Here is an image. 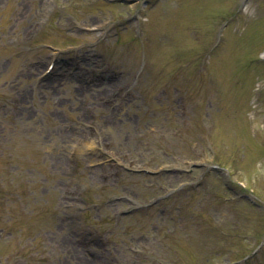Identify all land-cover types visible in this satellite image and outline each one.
<instances>
[{
    "label": "rangeland",
    "instance_id": "1",
    "mask_svg": "<svg viewBox=\"0 0 264 264\" xmlns=\"http://www.w3.org/2000/svg\"><path fill=\"white\" fill-rule=\"evenodd\" d=\"M54 1L0 0V264H264V0Z\"/></svg>",
    "mask_w": 264,
    "mask_h": 264
},
{
    "label": "bare ground",
    "instance_id": "2",
    "mask_svg": "<svg viewBox=\"0 0 264 264\" xmlns=\"http://www.w3.org/2000/svg\"><path fill=\"white\" fill-rule=\"evenodd\" d=\"M86 144H87V142H85L84 144H83V149H81V150H83L84 152L86 151ZM87 152V151H86ZM90 157H91V155H90ZM92 158V157H91ZM93 159V161H95L96 159H95V157H93L92 158Z\"/></svg>",
    "mask_w": 264,
    "mask_h": 264
}]
</instances>
